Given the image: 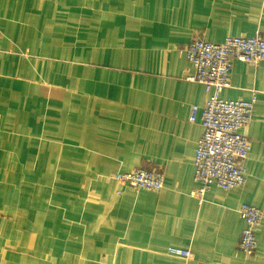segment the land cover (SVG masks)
Listing matches in <instances>:
<instances>
[{
	"label": "crops",
	"instance_id": "1",
	"mask_svg": "<svg viewBox=\"0 0 264 264\" xmlns=\"http://www.w3.org/2000/svg\"><path fill=\"white\" fill-rule=\"evenodd\" d=\"M256 34L264 0H0V264H264V218L255 253L239 248V207L264 211V61L235 60L220 93L257 95L247 182L200 203L207 95L185 52ZM137 168L164 188L112 177Z\"/></svg>",
	"mask_w": 264,
	"mask_h": 264
},
{
	"label": "built area",
	"instance_id": "2",
	"mask_svg": "<svg viewBox=\"0 0 264 264\" xmlns=\"http://www.w3.org/2000/svg\"><path fill=\"white\" fill-rule=\"evenodd\" d=\"M186 58L195 68L189 80L205 87L207 99L201 110L202 134L195 149L196 187L192 194L202 203L205 194L217 186L224 190L241 188L247 182L245 162L252 143L243 133L254 116L257 95L250 100H227L220 97L223 89L231 86V72L235 60L251 65L264 61V38L254 36H227L222 42H212L198 36L187 45ZM199 106L193 105L190 122L197 120ZM119 184L135 191L160 192L164 188V172L137 168L129 172H116L112 176ZM121 193V191L119 192ZM239 212L245 226L239 241L240 250L247 256L258 247L257 230L264 211L254 205L242 204ZM168 253L190 258V250L169 247Z\"/></svg>",
	"mask_w": 264,
	"mask_h": 264
}]
</instances>
